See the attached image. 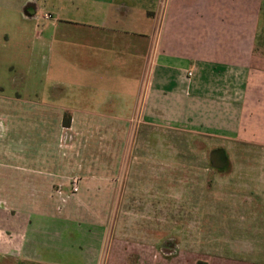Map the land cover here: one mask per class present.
<instances>
[{
	"label": "rangeland",
	"instance_id": "obj_1",
	"mask_svg": "<svg viewBox=\"0 0 264 264\" xmlns=\"http://www.w3.org/2000/svg\"><path fill=\"white\" fill-rule=\"evenodd\" d=\"M10 1L0 0V200L102 229L100 264H243L236 258L254 236L243 228L249 212L233 176L242 175L235 160L256 152L186 119H69L65 127L74 113L60 109L74 107L73 78L82 80L75 64L83 65L48 50L42 24L12 14L4 8ZM215 148L228 153V173L210 167ZM48 231L35 241L58 245ZM76 237L61 244L74 249L82 244ZM44 255L68 263L59 253ZM0 264L17 263L0 254Z\"/></svg>",
	"mask_w": 264,
	"mask_h": 264
},
{
	"label": "crops",
	"instance_id": "obj_2",
	"mask_svg": "<svg viewBox=\"0 0 264 264\" xmlns=\"http://www.w3.org/2000/svg\"><path fill=\"white\" fill-rule=\"evenodd\" d=\"M4 8L41 23L38 35L47 40L48 50L61 58L69 52L82 63L75 64L82 75V80L73 78L75 105L60 109L74 113L70 119L152 123L186 119L193 127L230 133L254 150L257 157L235 160L242 175L233 178L240 181L236 188L249 212L243 228L250 226L254 236L247 250L242 246L243 259L236 261L264 264V21L260 0H11ZM47 14L49 19L44 18ZM72 44L82 46L72 48ZM188 72L192 75L187 76ZM84 75L89 77L84 79ZM216 149L224 152L227 164L222 169L213 168L210 161L209 165L220 174L228 173L232 166L228 153ZM106 189L113 192L112 185ZM243 194H250V199ZM0 224L5 225L0 226V254H9L17 264L101 263L104 235L92 224L79 228L68 220L9 207L3 200ZM46 228L56 234L58 245L35 241ZM76 235L78 242L82 239L80 246L70 249L61 244L62 237ZM46 252L67 256L68 263L47 259ZM71 256L76 259L69 263Z\"/></svg>",
	"mask_w": 264,
	"mask_h": 264
},
{
	"label": "water",
	"instance_id": "obj_3",
	"mask_svg": "<svg viewBox=\"0 0 264 264\" xmlns=\"http://www.w3.org/2000/svg\"><path fill=\"white\" fill-rule=\"evenodd\" d=\"M209 161L215 169H222L226 166V157L222 150L216 149L210 152Z\"/></svg>",
	"mask_w": 264,
	"mask_h": 264
},
{
	"label": "trees",
	"instance_id": "obj_4",
	"mask_svg": "<svg viewBox=\"0 0 264 264\" xmlns=\"http://www.w3.org/2000/svg\"><path fill=\"white\" fill-rule=\"evenodd\" d=\"M66 118H67V119L64 120V126H65V127H69V119H70V117H66ZM196 264H206V263L203 262V261H197Z\"/></svg>",
	"mask_w": 264,
	"mask_h": 264
},
{
	"label": "built area",
	"instance_id": "obj_5",
	"mask_svg": "<svg viewBox=\"0 0 264 264\" xmlns=\"http://www.w3.org/2000/svg\"><path fill=\"white\" fill-rule=\"evenodd\" d=\"M44 18H46V19H49L50 18V16L47 14V15H45L44 16ZM192 75V73L191 72H188L187 73V76H191ZM73 191L74 192H76L77 191V187H76V185H75V181H74V187H73Z\"/></svg>",
	"mask_w": 264,
	"mask_h": 264
}]
</instances>
